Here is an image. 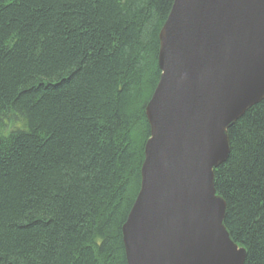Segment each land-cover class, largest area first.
<instances>
[{
    "label": "trees",
    "instance_id": "trees-1",
    "mask_svg": "<svg viewBox=\"0 0 264 264\" xmlns=\"http://www.w3.org/2000/svg\"><path fill=\"white\" fill-rule=\"evenodd\" d=\"M174 0H0V264H127ZM214 171L225 226L264 264V101Z\"/></svg>",
    "mask_w": 264,
    "mask_h": 264
},
{
    "label": "water",
    "instance_id": "water-1",
    "mask_svg": "<svg viewBox=\"0 0 264 264\" xmlns=\"http://www.w3.org/2000/svg\"><path fill=\"white\" fill-rule=\"evenodd\" d=\"M159 41L141 186L122 228L127 264H244L214 171L229 129L264 101V0H174Z\"/></svg>",
    "mask_w": 264,
    "mask_h": 264
}]
</instances>
